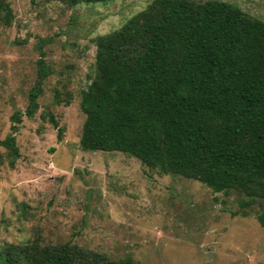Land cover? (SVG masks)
I'll return each mask as SVG.
<instances>
[{
  "label": "rangeland",
  "instance_id": "374dc122",
  "mask_svg": "<svg viewBox=\"0 0 264 264\" xmlns=\"http://www.w3.org/2000/svg\"><path fill=\"white\" fill-rule=\"evenodd\" d=\"M152 1L8 0L11 22L0 20V245L70 242L138 264H264V201L244 216L237 191L215 192L129 154L80 144L97 37ZM224 1L264 21V0ZM40 59L49 74L28 117ZM17 110L24 114L13 160L1 142Z\"/></svg>",
  "mask_w": 264,
  "mask_h": 264
},
{
  "label": "trees",
  "instance_id": "16d2710c",
  "mask_svg": "<svg viewBox=\"0 0 264 264\" xmlns=\"http://www.w3.org/2000/svg\"><path fill=\"white\" fill-rule=\"evenodd\" d=\"M11 14L8 0H0V20L10 23ZM96 47L91 82L82 90L84 150L120 151L215 192L237 191L246 198L244 216V208L264 201L262 19L224 0H153L119 29L97 37ZM48 74L40 59L28 117L39 108ZM23 114L12 115V132L1 142L13 160ZM258 219L264 227V210ZM0 264L138 263L70 242L27 240L0 245Z\"/></svg>",
  "mask_w": 264,
  "mask_h": 264
}]
</instances>
